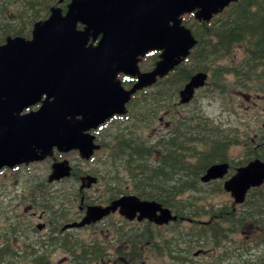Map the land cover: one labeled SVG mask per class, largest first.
I'll use <instances>...</instances> for the list:
<instances>
[{
  "label": "water",
  "instance_id": "obj_1",
  "mask_svg": "<svg viewBox=\"0 0 264 264\" xmlns=\"http://www.w3.org/2000/svg\"><path fill=\"white\" fill-rule=\"evenodd\" d=\"M236 1L71 0L66 11L55 6L49 17L36 22L30 38L9 35L0 45V167L23 161L30 145L44 149L40 158L56 146L79 149L83 158L91 159L100 145L89 131L114 115L126 114L137 91L153 85L190 55L197 40L183 15L194 13L197 20L210 21ZM153 50L161 51L154 69L141 71L142 57ZM120 73L136 77L137 82L127 89ZM208 76L204 71L195 73L181 89L180 101L190 102ZM37 103L41 106L36 113L21 115ZM12 130L18 132L16 140L10 138ZM60 164L69 175L68 161ZM228 171L227 161L212 164L201 181L223 179ZM262 183L264 160L256 158L226 179L224 189L242 204L249 190ZM126 200L131 218L137 211L147 214L157 209L156 203L137 196ZM118 205L92 206L81 222L69 226L96 222ZM204 252L197 250L194 256Z\"/></svg>",
  "mask_w": 264,
  "mask_h": 264
},
{
  "label": "flooded vegetation",
  "instance_id": "obj_2",
  "mask_svg": "<svg viewBox=\"0 0 264 264\" xmlns=\"http://www.w3.org/2000/svg\"><path fill=\"white\" fill-rule=\"evenodd\" d=\"M70 1L67 0L66 6ZM192 15L194 16V14ZM78 27L82 29L84 26L79 24ZM154 52H158L159 56L161 51H151L143 57L141 61L143 71H150L155 67L157 61L153 63L149 61L150 55ZM144 62L149 66L148 68L142 66ZM176 68L161 78L164 84H167V78L176 72ZM118 77L127 89L133 87L137 82L135 77L124 73H120ZM259 83L260 79H256L249 84L250 90L257 91L256 98L264 97V94H259L264 91L259 90ZM181 89L178 92L175 90V92L163 95L166 96V99L172 97V100L178 97L175 102H165V108L155 126H151L150 118L147 119V123L150 122V124L145 125V129L150 133L149 141L155 139L160 141L163 151V156L154 158L151 163H157L160 158L162 163L164 161L165 171H167L166 166H171V164H167L169 146L175 142L176 144L177 142L182 143L181 140L185 132L184 123L189 121L187 125L190 126L191 120L193 127H197L199 120L198 109L191 111L184 108L186 104L180 101ZM253 94L254 92L250 91L248 94H244V97L256 104ZM129 104L127 115L129 112H133ZM40 106L41 103L31 105L25 108L21 115L36 113ZM262 115L259 129L246 131L248 135L243 136L241 146L243 152L240 153L239 160L228 153L227 159L224 161L212 163L226 161L229 163L228 174L223 179L210 182L201 181V177L212 164L200 176L199 179L205 189L152 188L149 180L143 189H134L132 178L137 174L122 171L102 172L89 166L94 159L98 164L106 161L108 146L111 143H117L116 138L118 139L120 129L127 125L134 127L133 114L128 118L126 115H114L105 123L89 131L95 136V143L100 145L91 159L83 158L79 149L65 151L56 146L44 158H40L43 152L34 145H30V148H25L23 152L26 156L22 157L23 161L0 167V258L15 259L18 264H35L33 258L45 259L42 264H88L86 262L87 247L90 244L94 246L89 248L91 251L96 248L103 251L101 245H106V254L109 251L111 255L96 264H118L119 260L122 261V264H133L135 255L128 252L127 248L131 246L129 243L135 241L133 235L136 230L144 234V242L147 245L163 243L167 237L183 236V227H190L200 222L198 219L200 205L204 207L210 205L204 204L202 200L205 197H201V195L210 193L207 191L208 187L214 184L224 185L225 180L232 177L240 166L246 165L253 159L264 160V112ZM254 120H259L258 115L254 116ZM159 123L162 127L157 129ZM174 134L178 139L174 138ZM9 135L12 136L10 138L15 139L18 132L12 130ZM227 151H230V147L227 148ZM73 154L78 156L76 161L71 158ZM247 155H250L251 158L246 162L244 160ZM188 160H192L193 165L198 163L197 157L188 158ZM66 161L72 167L69 175L64 174V168L60 171L55 168L57 164L66 163ZM241 161L244 162L239 165L238 163ZM177 162L180 170L174 172L172 169L170 176L177 177V179L189 178L191 173L183 172L181 161L177 159ZM173 163L175 166L174 160ZM68 164L65 165L68 166ZM116 164L119 168L120 159ZM100 167L101 169L106 168L102 165ZM163 174L164 177L167 175L166 172ZM259 187L261 188L256 191L262 192L264 183ZM248 195L249 193L246 200ZM132 196H137L142 201L156 203V211L147 214L137 211L131 218L133 212L131 208H126L125 202L127 197ZM115 203L119 204L118 207L111 209L100 220L80 227L69 226L81 222L87 216L90 207L106 208ZM122 243L126 244V247L124 246L127 249L126 255L120 254ZM261 248L263 249V247ZM129 250L133 251L132 248ZM58 254H61V258L56 260ZM78 254H80V259L77 257ZM149 255L157 256L152 252L147 256Z\"/></svg>",
  "mask_w": 264,
  "mask_h": 264
},
{
  "label": "trees",
  "instance_id": "obj_3",
  "mask_svg": "<svg viewBox=\"0 0 264 264\" xmlns=\"http://www.w3.org/2000/svg\"><path fill=\"white\" fill-rule=\"evenodd\" d=\"M59 2L60 0H0V45L8 35L30 37L34 24L46 19ZM66 4L67 0L60 5L66 8ZM184 22L192 29L197 39L196 46L188 58L177 66L176 72L167 78V84L159 79L151 88L134 96L129 104L133 112L126 115L128 118L133 114L134 127L127 125L120 129L118 139L116 138L118 144L111 143L108 146L107 159L102 163L106 167L100 170L102 172L137 174L132 178L134 189H143L147 180L152 188L205 189L200 176L213 162L227 159V148L240 142L239 132H231L229 135L227 130L214 124L209 116L199 110L197 127H193L191 120L190 126L187 125L189 121L185 122L182 143L175 142L169 146L167 164L171 166H166L167 171L160 158L157 163L152 164L154 158L163 156L162 145L157 139L149 141L150 133L145 132V125L150 124L147 123L148 118L152 121L151 126L156 125L165 102H173L172 97L166 99L163 95L175 90L178 92L199 71L210 73L209 85L212 84L215 89L207 91L209 94H226L230 84L229 75L235 77L232 83L243 89L249 87L253 80L260 79L264 72V0H237L209 22L198 21L192 14L187 15ZM237 45H242L245 50L240 60L221 63L232 55ZM157 59L158 52H154L149 61L153 63ZM142 66L149 67L145 63ZM174 138L178 139L175 134ZM192 157L198 158L197 164L193 165L192 160H188ZM245 158L244 161L247 162L251 157L247 155ZM119 159L118 168L116 163ZM177 159L182 163V171L191 173L189 178L177 179L170 176L172 169L174 172L180 170ZM244 161L238 164H243ZM163 172L167 173L165 177ZM258 188L261 187L250 190L244 205H200L199 215L209 216V219L183 227V236L167 237L163 243L147 245L144 234L136 230L133 235L135 241L129 243L131 246L127 248L128 252L134 253V260L143 259L152 252L165 256L167 264H264V189L257 192ZM216 190L224 191L222 184ZM249 225L258 230L255 234L252 232L250 242H235L237 239L234 236L238 232L243 233ZM120 246V254L126 255V244L122 243ZM92 247L94 246L90 244L87 247L86 262L101 263L100 260L107 255L106 245H101L103 251L97 248L91 251L89 248ZM207 247L213 249L209 257L203 261L193 257L195 251ZM131 248L133 251L129 250ZM257 248H260L257 254L251 251L256 252ZM77 257L80 259V254ZM33 260L35 264H42L45 259ZM0 264H18V261L1 257Z\"/></svg>",
  "mask_w": 264,
  "mask_h": 264
},
{
  "label": "rangeland",
  "instance_id": "obj_4",
  "mask_svg": "<svg viewBox=\"0 0 264 264\" xmlns=\"http://www.w3.org/2000/svg\"><path fill=\"white\" fill-rule=\"evenodd\" d=\"M244 47L242 45H237L229 57L222 60L221 63H231L234 59L235 61H239L240 58L244 55ZM146 64V62H144ZM262 72V71H261ZM262 77L260 78V89L264 90V72H262ZM229 79V86L226 94H209L207 91L211 89H215V87L211 84H208L199 89L198 93L195 95L194 99L190 102L184 105V108L193 111L195 109L202 110V112L209 116L214 122V124H217L221 128L227 130L229 135H231V132H239V143H234L233 145H230V151H228L229 155L232 157H236L237 159L240 157V153L243 152V149L241 148L243 143V136H247L246 131L250 132L251 130L259 129V126L262 121V112H264V97L256 98V90H250L249 87L239 89L237 88L234 83H232L235 80V77L233 75L228 76ZM253 91L254 94L252 95L253 98H255L256 104H254V101H249L244 97V94H248V92ZM259 94H264V91L259 92ZM178 97V96H177ZM177 97L173 102L177 100ZM162 114V111H161ZM160 114V116H161ZM258 115L259 120L255 121L254 116ZM155 126V124L153 125ZM162 125L159 123L157 125V129H160ZM252 127V128H251ZM148 130L145 129V132ZM144 132V131H143ZM147 134H149L147 132ZM241 143V144H240ZM71 158L76 161L75 159L78 158L76 154H73ZM239 160V159H238ZM102 164H98L97 161L94 159L92 163L89 165L90 167L97 168L98 171H100ZM221 186V184H214L207 188V191L210 192L209 194L206 193L205 195H201V197H205L202 202L204 204H210V205H216V206H232L233 205V198L231 195L224 191H218V189ZM223 186V185H222ZM10 188V187H9ZM199 221H206L209 219V216H199ZM258 231V230H257ZM252 228L250 225L247 226L243 233L238 232L233 239L235 242L243 241L250 242L252 239V232L255 234L257 232ZM89 236V235H87ZM249 244V243H248ZM247 244V245H248ZM255 248V246H254ZM206 249V250H205ZM205 252L201 253L198 256L195 257L198 261H203L205 258L209 257V253L212 252L211 247L204 248ZM253 253L257 254L260 251V248L256 249V252L254 250H251ZM250 252V253H252ZM108 255V256H107ZM106 257L111 256L110 252L108 251ZM60 256V257H59ZM145 258L140 260H134L133 264H167L165 256H156V255H149L144 256ZM61 258V254L57 255L56 260ZM114 259V257H113ZM122 261L119 260L118 264H120Z\"/></svg>",
  "mask_w": 264,
  "mask_h": 264
},
{
  "label": "bare ground",
  "instance_id": "obj_5",
  "mask_svg": "<svg viewBox=\"0 0 264 264\" xmlns=\"http://www.w3.org/2000/svg\"><path fill=\"white\" fill-rule=\"evenodd\" d=\"M184 94V93H183ZM183 94H182V97H183ZM42 152L44 153L45 151H44V149L42 148ZM64 167V165L63 164H60V165H56V170L57 171H60L62 168Z\"/></svg>",
  "mask_w": 264,
  "mask_h": 264
}]
</instances>
